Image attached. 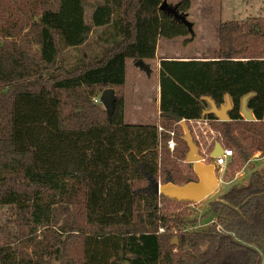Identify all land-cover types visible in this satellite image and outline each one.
<instances>
[{"label": "trees", "instance_id": "16d2710c", "mask_svg": "<svg viewBox=\"0 0 264 264\" xmlns=\"http://www.w3.org/2000/svg\"><path fill=\"white\" fill-rule=\"evenodd\" d=\"M164 1L0 0V264H264V169L212 201L202 230L185 228L190 202L143 190L169 164L158 126L177 131L181 159L173 116L203 117L204 97L232 104L213 122L233 152L229 176L264 153V18L222 23L215 58H161L157 122L128 123L127 60L190 38ZM107 89L102 107L94 98ZM248 93L251 121L240 112ZM176 167L181 185L191 171ZM59 205L73 219L57 225Z\"/></svg>", "mask_w": 264, "mask_h": 264}, {"label": "rangeland", "instance_id": "374dc122", "mask_svg": "<svg viewBox=\"0 0 264 264\" xmlns=\"http://www.w3.org/2000/svg\"><path fill=\"white\" fill-rule=\"evenodd\" d=\"M178 2L179 0H166L167 6L175 9V16L177 19H182V17L186 15L187 19L193 22V26L190 28V33L188 36L190 38L187 39L186 42L181 37L176 38L173 41L171 47H173L172 49L174 50L170 53L171 57H176V55L178 54H187L192 57V53L188 50L194 51L195 49H199L202 50V53H199L196 57L215 58L218 56L219 31L222 23H226L231 20L242 22L253 17L260 19L264 18V0H190V7L188 11L184 10L181 13L177 12L176 10ZM160 40L161 49L163 48V42H172L169 39ZM181 47L185 49H180ZM175 48H179V50L181 51L179 53L174 52ZM157 53L161 54V51H158ZM127 70L129 74V80L132 75L133 77H135L134 81H136V83L140 85V87L142 86L141 88H145L147 86L150 90V97L148 98H150L151 103L147 105V112L145 113L146 118L143 121H151L153 117H155L156 120L158 110L156 108V102H153L155 84H157L155 69L150 73L147 70L136 65L135 63H129ZM101 97L102 96L99 95L95 96L94 102H97L100 106L105 107V103L101 102ZM134 107L139 108L140 104H130L129 110L126 109V121L128 123H137L141 121V118H138V114H133L132 109ZM153 123H156V121ZM177 126L179 130L182 131L181 127L178 124ZM176 161L183 164L186 169H190L191 171V174H188L189 177L186 178L185 182H183L181 185L187 182H198L199 179L193 170L192 164L185 163L182 161V159H178L176 156L171 157L170 155L169 164L166 166L165 173L167 172V170H171V174L173 176L175 184H178V182L175 180V168L177 169ZM250 161L251 165L247 164L243 166V168L233 176H229V169L227 165L224 171L218 175L221 181L219 182L217 189L213 193H211L198 203H191L186 205L187 211L189 212V220L194 219L195 221L196 219L195 223L194 221H191L190 223L185 225V228L187 230H202L207 228V226L215 219V216H212L211 213L208 216H205L206 212L209 211L210 203L214 200H217L220 195L232 185H240L245 183L252 170L264 169V153H261L259 151L255 152L252 155ZM180 171L184 173V175L186 174L185 170ZM160 172L157 179L162 181L164 179L165 173L162 174ZM159 207H161V202L159 203ZM4 210L5 208H0V214ZM56 212L58 218L57 225L62 224L67 218L69 220L73 219L72 213L70 216H68L67 207L64 205H59Z\"/></svg>", "mask_w": 264, "mask_h": 264}, {"label": "water", "instance_id": "95a60500", "mask_svg": "<svg viewBox=\"0 0 264 264\" xmlns=\"http://www.w3.org/2000/svg\"><path fill=\"white\" fill-rule=\"evenodd\" d=\"M161 9L168 11L172 14H176L175 9L167 6L166 1L161 5ZM136 65L141 68H146L144 60H138L135 62ZM104 94H111V90L107 89L104 91ZM251 96V93L244 95L241 99V109L240 112L245 118V120H254V115L250 109L247 108V100ZM208 104L209 108L203 111V115L212 113L220 121L229 120L228 110L231 109L232 104L229 96H226V102L219 107L215 104L214 100L210 97H204ZM110 107V104H108ZM176 123L181 127V140L185 144V149L182 151V160L184 162H194L193 170L198 176V182H187L183 185L175 184L173 177L168 175L165 183H160L159 180L151 175L146 174L148 185L143 190L148 194L160 195L164 193L168 198L187 201L190 203H198L203 200L205 197L213 193L218 185L219 179L214 174L213 164H204L199 160L202 159V156L199 154V147L197 142L193 139L191 130L186 123V120L174 115ZM223 153V146L220 142H216L215 146L211 152L212 156H219ZM240 242H243L241 235H239ZM172 242H177L176 239ZM249 246L254 247V244H249Z\"/></svg>", "mask_w": 264, "mask_h": 264}, {"label": "built area", "instance_id": "2783aa9c", "mask_svg": "<svg viewBox=\"0 0 264 264\" xmlns=\"http://www.w3.org/2000/svg\"><path fill=\"white\" fill-rule=\"evenodd\" d=\"M216 120L218 121L217 118L211 119L204 115L201 118L188 119L186 120V123L188 124L191 130L193 139L198 144L199 154L202 156V159H200L199 161L206 165L213 164L214 174L219 179V181H221L218 175L222 173L226 168L233 152L231 149L224 147L222 143L223 140L222 133L219 130H217L213 125V122ZM175 124L178 123L175 122ZM163 131H166L169 134V137L166 140L165 145L166 148L170 151L171 157H173V152L177 146V140H176L177 131H175L174 129L166 130L164 127L159 125L158 132L161 133ZM216 142H220L222 144L223 153L219 156H212L211 152ZM185 163H190L192 164V166L194 165V162H185ZM168 175L172 176L171 170H167L164 179L162 181L159 180V182L165 183ZM218 229L220 232L232 237L235 240L240 239L239 238L240 232H227L220 225L218 226ZM159 231L163 232V228H159Z\"/></svg>", "mask_w": 264, "mask_h": 264}, {"label": "crops", "instance_id": "0c3cea01", "mask_svg": "<svg viewBox=\"0 0 264 264\" xmlns=\"http://www.w3.org/2000/svg\"><path fill=\"white\" fill-rule=\"evenodd\" d=\"M188 11V10H187ZM182 20L186 22L189 32H190V28L193 26V22H191L190 20L187 19L186 15H184L182 17ZM161 39H165V38H161ZM172 42H163V48L161 49V40L159 39V43H158V47H157V52L161 51V54H158L156 52V56L155 58L152 59H146L144 60L145 64H146V68H143L145 70H147L148 72L151 73L152 70L155 69L156 72V78H157V84H155V89H154V95H153V102H156V108L158 110V114H157V118L155 120V117H153V119L151 121H143L145 120V113L147 112V105H149L151 103L150 98V90L149 88L146 86L145 88H141L140 85H138L136 83L135 77H133L131 75V78L129 80V74H128V70L127 67L129 65V63H134L132 59L127 60L126 62V76H125V86H124V91H125V121H126V109L129 110L130 108V104H134V103H139L140 107H134L132 109L133 114H138V118H141L139 122L137 123H153V122H157L158 117H159V109H158V105H159V95H160V91H159V63H160V59L161 58H168L171 57L170 53L171 51H173L174 49H172L173 47H171L173 41L175 40V38L173 39H169ZM180 49H185L183 47H181ZM181 50H179V48H175L174 52H180ZM189 52L192 53V57L195 58H202V57H196L199 53H202V50L199 49H195L194 51H190ZM176 57H184V58H190L191 56L187 55V54H178L176 55ZM129 61V62H128ZM129 91H130V95H129ZM111 98H112V94H104L101 97V102L105 103V107H109L108 104H111ZM150 101V102H149ZM127 103H128V107H127ZM148 118V117H147ZM127 122V121H126Z\"/></svg>", "mask_w": 264, "mask_h": 264}]
</instances>
